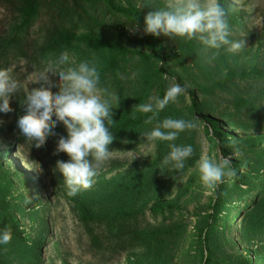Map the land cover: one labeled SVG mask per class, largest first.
<instances>
[{
	"label": "trees",
	"instance_id": "16d2710c",
	"mask_svg": "<svg viewBox=\"0 0 264 264\" xmlns=\"http://www.w3.org/2000/svg\"><path fill=\"white\" fill-rule=\"evenodd\" d=\"M140 2L143 5L141 7L131 0L126 4L119 0H0V11L4 12L6 19L17 18V24L0 35V68H10L12 64L21 61L36 66L52 64L64 52L73 55L76 64L86 60L97 63L100 86L118 97V100L112 101L114 123L110 125V130L114 139L108 146L109 150L130 152L143 145L156 143L158 153L145 169L132 170L122 180L104 182L101 192L76 203L73 211L89 241L88 251L93 255L105 253L110 259H114L124 252L144 250L151 255L155 252L152 256L157 264L160 260L167 263V259H175L184 232L180 226L163 223L162 228L147 231L142 226L145 214L151 211L153 215H164L167 208L165 198L169 189L200 160L202 152L197 126L180 133L178 139L172 142L148 141L143 133L150 131L166 117L192 120L195 124L198 118L168 104L151 124H145L144 121L152 113H140L134 106L147 103L153 92L162 98L167 89L163 76L168 73V67L173 62L180 61L183 72L188 75L187 80L194 85V90H190L188 94L192 104L191 112L199 113L200 120L206 123V135L210 141L222 139L226 124L245 134H258L259 146L264 149V107L259 105L254 93L255 89L264 87V73L257 66L248 68L246 65H239L241 56L226 51L224 47L213 57V52L217 50L204 52L203 46L195 40L177 38L174 41L175 47L178 46V51H175L177 58H173L171 54L164 55L156 46V37L143 33L146 15L143 9L144 5L151 11L164 7L166 0ZM219 3L229 11L228 0H219ZM123 21L139 25L140 32L134 39L119 28ZM254 81H261L257 88L251 85ZM25 99L10 100L13 111L8 116L13 117V137L16 134L22 135L17 121L25 114ZM219 100L226 101L228 106L218 110L219 105L216 107L215 104ZM3 123L0 112V139L5 140ZM54 132L56 135L49 136L47 140L52 153H47V174L44 176L49 173L56 189L64 179L56 170V162H67L69 157L65 153L54 154L52 148L56 149L60 136L67 135L63 123H58ZM15 142L19 150L26 145L35 147L25 137ZM170 143L192 145L195 150L181 172L161 167L164 156L170 151ZM15 154H18L16 150H8L7 157L15 158ZM18 160L22 165L35 168L36 159L29 163L21 158ZM114 163L117 165L123 162L115 160ZM252 172L256 170H250L248 175ZM258 180L264 179L258 176ZM233 185L239 189L241 179ZM255 185L257 184L253 187ZM256 196L252 208L249 207L251 209L244 212L247 216L242 227L244 244H250L254 238L264 236V185ZM218 209L217 213L221 214L226 209V204H221ZM5 227L11 229L12 241L19 248L26 245L28 238L21 223L7 209L0 212V231ZM203 233V229H200L195 234V238L201 243L203 239L209 241L211 234L210 230L205 236ZM199 245L204 254L206 245ZM216 255L210 249L205 264H232L227 257L221 260Z\"/></svg>",
	"mask_w": 264,
	"mask_h": 264
},
{
	"label": "rangeland",
	"instance_id": "374dc122",
	"mask_svg": "<svg viewBox=\"0 0 264 264\" xmlns=\"http://www.w3.org/2000/svg\"><path fill=\"white\" fill-rule=\"evenodd\" d=\"M119 1L126 4L129 0ZM131 1L140 7L143 6L140 0ZM228 2L230 5L228 21L232 33L230 38L245 40V47L234 53L241 56L238 64L246 65L248 68L257 66L264 73V0H228ZM143 10L146 14L151 11L145 5ZM3 13L0 11V35L10 31L17 24V18L6 19ZM131 26L123 21L119 28L129 38L134 39L140 31L134 30ZM174 41L160 35L156 37V46L164 55L171 54L173 58H177L175 51H178V46L175 47ZM198 44L201 45L199 42ZM68 55L69 63L61 65L62 68L73 66V62L76 64L73 55ZM55 64L36 66L25 61L12 64L10 68L13 69V75L23 85L21 91L12 97L13 101L26 98L28 90L40 87L43 82L35 81L42 72ZM49 76L53 81L59 79L51 74ZM187 77L180 61L173 62L168 67V73L163 76L167 88L172 83L187 85L186 92L178 97L177 102L169 104L189 112L193 118H198L195 119L201 157L219 160L222 156L226 157L239 150V157L232 161L237 176L234 180H227L214 189H206L200 181L196 163L175 186L169 189L165 198L167 208L164 215L146 212L142 224L145 230L162 228L163 223L168 226L174 224L180 226L181 231L184 232L175 259H167V263L160 260L157 264H205L210 249L216 252L217 259L224 260L223 258L227 257L232 264H264V236L254 238L250 244H244L242 241V227L247 218L244 212L252 208L256 195L260 193L264 185V180H258V176L264 179V149L259 146V135L245 134L224 124L222 139L210 141L206 135V123L200 120L199 113L191 112L192 104L188 94L190 90H194V85L187 80ZM260 82L254 81L251 85L258 87ZM52 91L56 92L58 89L53 88ZM254 93L259 105L264 107V87L255 89ZM150 96L160 97L155 92ZM215 106L221 110L227 107L228 103L219 100ZM1 115L4 121L2 128L7 139L5 137V140L0 139V212L4 209L9 210L11 215L21 223L28 240L21 248L13 241L8 245H0V264H155L152 256L155 252L151 255L144 250L124 252L122 256L114 259H110L105 253L93 255L88 251L89 241L77 221L73 207L78 202L95 197L102 188L104 189V182L122 180L132 170L145 169L157 156L156 143L143 145L138 150L130 152L109 150L110 158L99 169L93 186L70 197L67 195L63 179L59 187L55 189L49 173L46 177L44 176L47 174L45 167V161L48 160L47 153L49 151L52 153L51 145L47 143L49 137L45 145L40 148L26 145L19 150L15 141L24 136L16 134L13 137L11 134L13 117L3 112ZM52 148L55 152V148L53 146ZM13 149L18 154H15V158H8V150ZM18 158L24 159L27 163L31 160L35 162L36 159L35 168L20 164ZM115 160H122L123 163L116 165ZM250 170H256V172L248 175ZM238 179H241V186L236 189L233 184ZM254 184L257 185L253 187ZM227 186L228 189H226ZM223 203L226 204V209L218 214V208H221ZM200 229H203L204 236L210 230L209 241L206 242L203 239L201 243L195 238V234ZM199 243L206 245L204 254Z\"/></svg>",
	"mask_w": 264,
	"mask_h": 264
},
{
	"label": "clouds",
	"instance_id": "9594fccd",
	"mask_svg": "<svg viewBox=\"0 0 264 264\" xmlns=\"http://www.w3.org/2000/svg\"><path fill=\"white\" fill-rule=\"evenodd\" d=\"M228 15V10L219 0H166L164 7L145 15L143 33L155 37L164 35L174 40H195L203 46L204 52L217 50L213 52V57L219 54L218 50L222 47L236 53L245 47V40L230 38ZM132 28L139 30V25L134 22ZM68 63L69 55L64 52L54 66L40 74L35 82L43 83L26 92L23 102L26 105L25 114L19 117L17 126L27 140L40 148L49 136L56 135L54 129L57 124L63 123L67 135L60 136L54 154L65 153L69 159L67 162L58 160L56 170L63 175L67 195L73 197L93 186L99 169L110 158L108 146L114 139L110 130V125L114 123L112 101L118 100V97L100 86V72L95 61L73 62V66L61 67ZM49 74L57 76L58 81L50 79ZM22 87L12 68H0V112L7 114L13 111L10 100ZM53 88L58 91L53 92ZM186 89L187 85L172 83L163 98L150 96L147 103L134 107L140 113H152L144 121L151 124L159 112L170 102H177ZM196 126L192 120L166 117L143 136L148 141L172 142L178 139L180 133ZM169 148L161 167L181 172L195 150L192 145L175 143H170ZM238 157L239 150L219 160L201 157L197 164L202 185L206 189H214L236 177L232 161ZM12 238L9 227L0 231V245H8Z\"/></svg>",
	"mask_w": 264,
	"mask_h": 264
}]
</instances>
